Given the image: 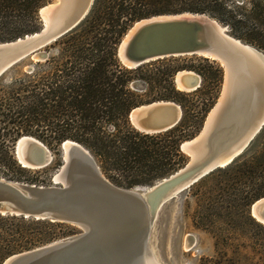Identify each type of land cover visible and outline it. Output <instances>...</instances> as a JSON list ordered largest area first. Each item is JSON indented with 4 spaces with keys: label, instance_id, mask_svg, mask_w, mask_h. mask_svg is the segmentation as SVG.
Wrapping results in <instances>:
<instances>
[{
    "label": "trees",
    "instance_id": "1",
    "mask_svg": "<svg viewBox=\"0 0 264 264\" xmlns=\"http://www.w3.org/2000/svg\"><path fill=\"white\" fill-rule=\"evenodd\" d=\"M47 1L0 0V41L38 30V9ZM245 1L93 0L80 22L43 47L47 52L44 58L27 56L9 67L34 59L25 79L15 80L12 88L0 89V148L10 150L17 137L24 134L52 149L71 139L94 155L114 183L126 187L148 185L168 175L186 161L180 143L200 129L216 96L212 86L219 80L220 68L211 64L215 75L210 83L205 84L202 75L197 88L181 91L173 83L179 68L173 61L178 56L157 57L127 67L117 58V44L139 18L187 11L208 14L234 28L253 19L256 25L248 34L258 36L259 45L264 40V0H248L252 4L249 10L243 6ZM138 82L145 88L137 87ZM161 99L180 106L179 122L154 133L136 130L128 120L131 108ZM247 147V154L208 172L188 187L215 180L196 194L208 198L198 225L218 231V240L227 235L219 233L223 228L215 218L222 220L240 211L255 222L247 207L264 196V124ZM63 226V222L48 219L0 215V261L13 252L55 240L64 234L55 228Z\"/></svg>",
    "mask_w": 264,
    "mask_h": 264
},
{
    "label": "water",
    "instance_id": "2",
    "mask_svg": "<svg viewBox=\"0 0 264 264\" xmlns=\"http://www.w3.org/2000/svg\"><path fill=\"white\" fill-rule=\"evenodd\" d=\"M92 2L68 0L62 5V0H51L40 6L38 30L0 41V75L27 56L44 58L47 52L43 47L80 22ZM237 52L257 56L253 58L259 65L264 60L262 53L228 35L226 27L205 13L156 14L132 22L116 47L117 58L123 65L134 67L157 57L199 54L217 60L223 68L220 93L200 129L180 143L186 161L151 185L124 188L104 177L86 147L64 139L60 143L61 164L53 175V184L36 185L0 178V215L66 222L79 230L13 252L0 264H144L146 257L157 262L149 237L159 207L208 172L231 162L264 124V75L258 73L255 65L249 70H256V91L246 94L234 107L235 112L227 113L222 105L224 75L238 57ZM173 83L178 90L191 91L199 86L200 77L191 70L180 69L174 73ZM180 117V106L162 99L134 106L128 113L130 124L144 133L171 128ZM18 142L24 162L17 157ZM13 152L22 167L40 168L51 160L49 150L32 135H20ZM55 175L58 180L54 179ZM248 211L255 221L264 224V196L253 200ZM136 237L137 256L131 258L130 247Z\"/></svg>",
    "mask_w": 264,
    "mask_h": 264
},
{
    "label": "rangeland",
    "instance_id": "3",
    "mask_svg": "<svg viewBox=\"0 0 264 264\" xmlns=\"http://www.w3.org/2000/svg\"><path fill=\"white\" fill-rule=\"evenodd\" d=\"M49 1L51 0L47 2ZM242 1L235 0L237 3H241ZM251 5L248 0L243 4L247 10L251 8ZM215 20L226 27L228 35L252 46L264 55V40L261 39L258 45L256 42L260 41V38L258 36L256 38V35L252 38L250 37V33L248 34V31L256 25L253 19L246 20L245 24L240 28H234L228 23ZM177 56L173 61V63L179 65L177 70L187 69L193 71L199 75L200 83L202 75L205 77V84L211 82L212 77L215 75L214 67L211 64L217 65L220 68L219 80L212 86L216 89L214 103L220 93L223 81V68L221 64L217 60L199 54H182ZM33 61L34 59H25L17 66L6 69L0 76V89L6 90L10 87L12 88L15 80L25 79L32 69L31 63ZM136 86L145 88L139 82L136 83ZM14 142L8 151L0 148V178L12 182L33 183L36 185L53 184V175L61 164L60 144L57 149H52L48 146L46 147L40 141L51 154L50 163L45 165V167L27 168L22 167L18 163L13 152ZM247 146L232 161L247 154ZM100 171L111 183L124 188H143L160 179L148 185L135 184L126 187L125 185L114 183L101 169ZM138 178L140 179V177ZM214 181L210 179L203 185L192 189H189L188 186L167 199L157 210L150 229L149 246L159 264H264V224L255 221L250 216L248 211L249 205L247 207L248 215L255 222L249 220L240 211L233 216H223L222 220H219L220 217L219 219L215 218V223L223 228L219 233L227 235L226 238H222L221 240L216 239L218 231L217 233L212 232L198 225V216L208 203V198L202 199L196 193H198V190H204L207 186H212ZM224 221H227V223ZM63 224L64 226L60 230L55 228V231L64 233L58 238L73 234L79 230L78 227L70 223L63 222ZM23 226L26 228L27 224H23ZM71 231L72 233H69ZM187 235H192L195 238L191 247H185Z\"/></svg>",
    "mask_w": 264,
    "mask_h": 264
},
{
    "label": "bare ground",
    "instance_id": "4",
    "mask_svg": "<svg viewBox=\"0 0 264 264\" xmlns=\"http://www.w3.org/2000/svg\"><path fill=\"white\" fill-rule=\"evenodd\" d=\"M67 1L68 0H62V5H64ZM142 22H139L138 24ZM248 46L253 48L250 45ZM257 52L259 51L257 50ZM237 53H239L237 54L238 55V57H236L237 59L235 58L233 63L230 64L232 68L229 65L230 69L228 70V73L224 75L225 81L223 83V87H224L223 89L225 90L224 91L225 94L223 96L222 105L224 109L227 111V113H229L230 111L233 112L236 109L237 104H239L246 97V94H248L251 91L252 92L256 91L258 85L257 83L258 78H256L257 77L256 70H254L255 68H252V71L250 72L249 67H251V65H255L258 68V73L260 72L262 74V77L264 75V60H261V62H259L261 64L259 65L256 63L255 58H253L257 56H254L253 54H249L248 52L247 53L244 52L243 54H241V52H237ZM261 89H263L262 86ZM235 115L236 113L233 116L235 117ZM19 143L20 142H18L16 146L17 157L21 162H24L22 160L23 158L20 151ZM54 179L58 180L59 178L57 177V175H55ZM137 240L138 237L134 238L131 243L132 246L130 245L131 246L130 248L133 251L131 252L132 253L131 258H136L137 256L136 252L134 251V247L137 244L136 243ZM194 241L195 238L192 235H187L185 241V247H191ZM144 264H159V263L153 261L152 259H150V257H146L144 260Z\"/></svg>",
    "mask_w": 264,
    "mask_h": 264
}]
</instances>
